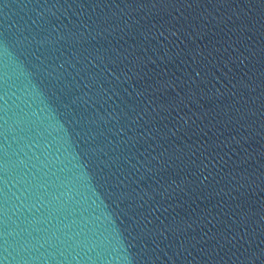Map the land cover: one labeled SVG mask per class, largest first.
<instances>
[{"label":"water","instance_id":"95a60500","mask_svg":"<svg viewBox=\"0 0 264 264\" xmlns=\"http://www.w3.org/2000/svg\"><path fill=\"white\" fill-rule=\"evenodd\" d=\"M0 264H264V0H0Z\"/></svg>","mask_w":264,"mask_h":264}]
</instances>
